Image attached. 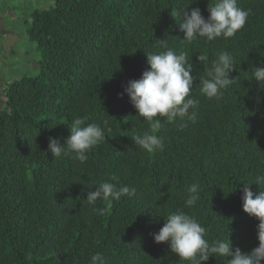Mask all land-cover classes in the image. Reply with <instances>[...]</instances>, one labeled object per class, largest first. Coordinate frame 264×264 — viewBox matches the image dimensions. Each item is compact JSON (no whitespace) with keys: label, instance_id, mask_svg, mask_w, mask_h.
Returning a JSON list of instances; mask_svg holds the SVG:
<instances>
[{"label":"trees","instance_id":"obj_1","mask_svg":"<svg viewBox=\"0 0 264 264\" xmlns=\"http://www.w3.org/2000/svg\"><path fill=\"white\" fill-rule=\"evenodd\" d=\"M52 1L29 14L36 73L10 82L0 74V264H90L97 252L109 264H186L153 239L178 208L205 227L210 242L228 238L243 252L258 246L259 221L242 210L240 182L264 175V89L250 79L252 67L264 66V0H238L250 15L235 36L188 45L179 30L185 12L198 7L207 18L214 0ZM164 43L192 60L197 120L180 127L161 118L153 129L123 86L141 77L146 53L165 51ZM221 50L237 68L230 73L235 83L217 101L200 93L199 80ZM75 118L110 129L83 164L47 151L48 137L63 144ZM145 133L162 138L164 150L149 153L133 143ZM112 174L118 187L136 192L98 200L100 215L85 198ZM192 183L201 185V199L185 208Z\"/></svg>","mask_w":264,"mask_h":264},{"label":"clouds","instance_id":"obj_2","mask_svg":"<svg viewBox=\"0 0 264 264\" xmlns=\"http://www.w3.org/2000/svg\"><path fill=\"white\" fill-rule=\"evenodd\" d=\"M207 11V18L198 7L185 12L183 21L179 23V30L184 34L181 40L186 45L192 44L198 38L207 41L229 39L245 26L250 15V10L238 6V0H214V3H208ZM161 46L166 50L146 53L149 67L142 72L139 79L128 80L126 86H123L124 92L139 117L148 121L153 129L160 127L161 118H166L170 124L179 122L180 127L185 122L195 123V109L199 101L191 95L196 79L191 74L194 68L192 60L186 52L178 53L166 43ZM196 59L202 65L209 63L204 54H198ZM235 68L237 65L233 55L226 50L219 51L210 66L206 67V76L199 80L200 93L208 99L220 100L224 90L235 83V78H230V73ZM252 68L250 79L254 78L258 88L264 89V66ZM106 131L110 129L99 123H86L81 118H75L69 129L70 134L63 144L56 138L48 137L47 151L53 157L67 155L83 164L89 159L90 151L106 142ZM131 139L146 152L164 150L162 138L155 134L134 135ZM119 183L120 178L115 174L110 175L107 181L93 183L95 190L88 191L85 198L93 211L100 215L104 213L103 208L96 207L98 200H120L123 196L131 197L135 194V188L128 185L118 187ZM240 183L243 184L242 210L259 221L256 225L258 246L243 252L239 247H233L228 238L226 241L218 239L210 242L205 238V227L194 216L179 208L170 212L166 219L163 218V226L153 234L154 242H166L169 251L186 264H201L210 257L229 258L228 264H264V175L256 176L253 182ZM252 183H256L261 190L254 193L250 188ZM186 192L184 207L197 206L201 199V185L192 183ZM90 264L109 262L102 253L97 252L91 256Z\"/></svg>","mask_w":264,"mask_h":264},{"label":"rangeland","instance_id":"obj_3","mask_svg":"<svg viewBox=\"0 0 264 264\" xmlns=\"http://www.w3.org/2000/svg\"><path fill=\"white\" fill-rule=\"evenodd\" d=\"M52 0H0V74L7 82L21 75H34L39 64L35 42L26 35L33 9H47ZM1 85V83H0ZM3 85L0 86V95ZM2 96V95H1ZM3 98L0 99V107Z\"/></svg>","mask_w":264,"mask_h":264},{"label":"crops","instance_id":"obj_4","mask_svg":"<svg viewBox=\"0 0 264 264\" xmlns=\"http://www.w3.org/2000/svg\"><path fill=\"white\" fill-rule=\"evenodd\" d=\"M2 98V96L0 95V99Z\"/></svg>","mask_w":264,"mask_h":264}]
</instances>
